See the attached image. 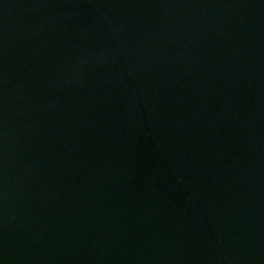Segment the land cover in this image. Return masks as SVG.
Instances as JSON below:
<instances>
[{
	"label": "water",
	"instance_id": "water-1",
	"mask_svg": "<svg viewBox=\"0 0 264 264\" xmlns=\"http://www.w3.org/2000/svg\"><path fill=\"white\" fill-rule=\"evenodd\" d=\"M0 264H264V0H0Z\"/></svg>",
	"mask_w": 264,
	"mask_h": 264
}]
</instances>
